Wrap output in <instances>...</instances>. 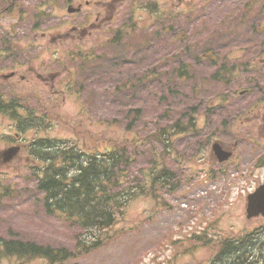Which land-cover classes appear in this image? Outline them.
Returning <instances> with one entry per match:
<instances>
[{
  "label": "rangeland",
  "instance_id": "374dc122",
  "mask_svg": "<svg viewBox=\"0 0 264 264\" xmlns=\"http://www.w3.org/2000/svg\"><path fill=\"white\" fill-rule=\"evenodd\" d=\"M45 1L23 0L21 8ZM61 1L56 0L58 3ZM207 1L196 3L191 13L179 12L173 15L175 18L164 19L163 25H172V30L163 32L161 37L150 41L144 48H138L136 39L135 44H132V55H129L131 50L127 47L102 43L100 58L91 67L80 72V81H87L86 88H92L93 93L88 96H66L61 100L59 97V103L55 104L56 118L50 116L52 126L42 131L36 129L40 134L67 140L68 146L73 143L87 151H96L97 144L102 150L103 136L116 139L117 144H121L123 138L133 139L127 150L134 159L125 173L126 180L136 186L135 196L125 205L116 224L107 230L106 236L110 239L87 254L77 255L56 264H143L145 261L141 257L145 256L148 250L169 248V245L160 244L161 241L175 222L188 216V211L202 204L214 205L218 201H232L237 203L232 207V212L236 213L241 202L246 200V195L262 179L261 171L249 174L248 169L255 156L264 152V147L263 151L260 149L250 155L247 146L241 147L239 151L241 156L221 164V167L225 168V173L211 178L194 172L197 168L208 166L196 159L201 155L198 156L199 153L195 152L192 138L183 136L173 141L172 156L163 157L160 154V162L166 163L167 170L174 174L172 179L162 184L176 186V190L169 192L163 190L160 183L152 184V177L157 174L155 170L151 176L154 155L155 152L163 153V150L158 142L146 137L150 135L156 122H164L159 119L164 110L175 111L176 108L195 104L192 88L196 85L198 78L196 75L207 72L205 66H196L199 70L196 75L192 74L183 82L174 81L177 90L187 96L190 103L183 102L181 95L169 97L167 86L171 81L169 76L171 69L177 67L180 62L190 64L194 52L197 51L199 40L197 31L201 27L208 30L215 25L213 4ZM226 2L222 0V3ZM203 10L204 17H201ZM140 14L144 15V12ZM14 20L9 15L0 18V37L7 31L12 35L11 40L16 42L31 37L32 21L26 19L14 26ZM54 24H57L54 18L41 22L43 27ZM34 36L37 37V33ZM10 38L7 36V40ZM142 43L144 42L140 39L139 44ZM145 43H148V40ZM41 55L46 56L45 53ZM146 73L151 76L148 80L136 83L131 89L124 88L116 92L118 86L128 83L130 79L136 80ZM197 83L200 86L209 84L208 81L200 80H197ZM205 89L200 92L204 99L208 94ZM161 94L165 96L162 104L158 102ZM129 110H132L131 116L126 113ZM130 119L131 126L129 131H126ZM212 121H208L207 125H211ZM2 124L0 118V133L5 131L1 128ZM177 153L184 155V159H180V164L176 160ZM205 154L208 155V150ZM4 164L0 160V238H17L44 245L72 247L74 226L60 215L45 212L39 203L40 194L34 190L30 181L33 177L29 176L27 171L20 175V172L13 171L15 167L17 168L16 162L10 166ZM212 168L217 169L218 166ZM151 186H154L153 192ZM7 190L11 191L10 196H4L8 193ZM155 201H165L171 208L162 209V205H154ZM231 219L232 217L223 218L221 226L226 228L229 223L234 222ZM142 253L144 255L138 258ZM0 264L54 263L40 257L24 258L2 253Z\"/></svg>",
  "mask_w": 264,
  "mask_h": 264
},
{
  "label": "flooded vegetation",
  "instance_id": "af4514ba",
  "mask_svg": "<svg viewBox=\"0 0 264 264\" xmlns=\"http://www.w3.org/2000/svg\"><path fill=\"white\" fill-rule=\"evenodd\" d=\"M78 1L81 8L77 14L82 13V19L68 30L51 35V43L61 45L81 40L87 54L83 60L91 64L97 60L92 49L94 40L113 46L112 39L117 38L116 43L126 47V39L135 29L136 0ZM187 1L190 0H182V5ZM233 1L232 6L240 5V8H235L239 15L232 17L228 27L230 40L224 41V36L219 35L218 42L213 43L220 55L215 76L226 82V102L238 82H243L246 88L237 97L239 100L228 105L232 114L220 115L215 106H210V120L216 119L210 127H218L216 134L221 136L215 139L228 149L234 150L244 143L258 144L259 139L264 147V0ZM237 19L242 26H235ZM27 44L40 47L46 42L29 41ZM24 46L25 42L0 41V118L1 128L5 129L0 133V160H10L6 165L16 161L21 166L40 169L37 160L50 159L57 150L56 141L45 135L40 138L35 127L40 123L45 125L46 121L48 127L51 125L53 115L47 111V98L63 96L78 85L73 70L60 64L62 58L24 56ZM210 54L215 59L216 54L213 51ZM77 93L84 92L77 89ZM212 95L217 103V87ZM13 146L18 147V152L7 158L4 152ZM260 155L261 161L255 165L263 172L264 152ZM236 204L218 201L188 211V216L175 222L162 240L171 248L148 250L145 256L141 255L143 264H264V216L249 218L246 202H241L238 212L233 213L232 207ZM161 207L171 208L166 202ZM225 217H232L234 222L223 228L221 222ZM171 241L178 244L172 245ZM186 242H190L188 248L180 247Z\"/></svg>",
  "mask_w": 264,
  "mask_h": 264
},
{
  "label": "trees",
  "instance_id": "16d2710c",
  "mask_svg": "<svg viewBox=\"0 0 264 264\" xmlns=\"http://www.w3.org/2000/svg\"><path fill=\"white\" fill-rule=\"evenodd\" d=\"M169 111L164 110L160 114V121L165 122H156L150 135L151 139L161 144L163 150V153L155 152L154 155V171L157 170V174L153 175V184L173 178L171 172L164 167L166 163L160 162L159 158L160 154L165 157L172 151L171 146L176 136L191 133L188 137L197 145L193 135L195 125L192 113L175 110L170 114ZM125 142L131 143L129 140ZM108 144L101 157L93 155L85 160L73 159L70 175L58 167L55 176L46 175L38 182V187L45 191L47 202L44 206L47 212L63 215L66 220L88 233V236L75 235L72 249L65 245L52 247L30 241L0 239V253L31 254L44 257L50 262L61 263L103 243L102 233L116 221L118 213L134 194L135 185L126 180L125 173L134 156L129 154L126 144L120 147L111 140ZM199 145L202 146L203 143L199 142ZM156 162L158 164L155 165Z\"/></svg>",
  "mask_w": 264,
  "mask_h": 264
},
{
  "label": "water",
  "instance_id": "95a60500",
  "mask_svg": "<svg viewBox=\"0 0 264 264\" xmlns=\"http://www.w3.org/2000/svg\"><path fill=\"white\" fill-rule=\"evenodd\" d=\"M248 211L250 214H264V184L259 186L256 191L248 196Z\"/></svg>",
  "mask_w": 264,
  "mask_h": 264
}]
</instances>
